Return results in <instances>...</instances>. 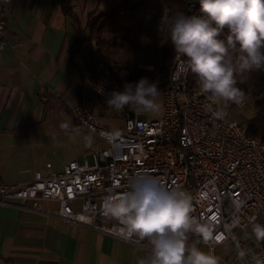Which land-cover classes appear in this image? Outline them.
<instances>
[{"label": "built area", "instance_id": "obj_1", "mask_svg": "<svg viewBox=\"0 0 264 264\" xmlns=\"http://www.w3.org/2000/svg\"><path fill=\"white\" fill-rule=\"evenodd\" d=\"M10 0H0V5ZM201 6H190L191 16L202 15ZM7 19L0 12V52L9 44ZM186 61L177 56L163 90L164 117L151 121L126 107L125 128L115 136L101 129L93 115L81 107L72 109L75 121L109 143V148L93 154L94 164L87 157L83 163L72 161L63 171L51 164L47 172H37L34 181L26 185L0 184V207L15 206L31 213L55 217L66 223L89 227L115 239L139 247L135 240H124L114 222L99 214V205L107 189L119 185L125 178L147 169L167 186H179L194 197L195 214L204 220H217V239L204 242L215 252L218 245L232 244L251 247L264 255V242L256 245L233 239V233L248 232L251 216L264 224V142L251 138L247 125L233 116L234 111L251 105V99L241 105L229 104L228 115L221 119L219 110L202 96L192 83ZM122 82L113 68L100 62L95 66L91 91L107 100L112 91H123ZM47 99L43 96L41 101ZM241 198L246 206L239 223L233 224L232 200ZM91 217V221L81 217ZM235 261H240L236 257ZM243 262V261H242ZM244 263V262H243Z\"/></svg>", "mask_w": 264, "mask_h": 264}, {"label": "crops", "instance_id": "obj_2", "mask_svg": "<svg viewBox=\"0 0 264 264\" xmlns=\"http://www.w3.org/2000/svg\"><path fill=\"white\" fill-rule=\"evenodd\" d=\"M104 3L109 0H73L74 12L82 18ZM0 12L14 48L0 52V184L26 185L51 164L42 171L33 153L38 131L53 126L64 132L60 124L66 121L77 128L76 107L93 115L88 101L95 67L84 55L70 54L78 34L57 0H10ZM250 230L233 237L256 245L246 237ZM215 253L221 264H244L235 261L232 244L216 246ZM139 255L134 245L89 227L0 207V264H136Z\"/></svg>", "mask_w": 264, "mask_h": 264}, {"label": "clouds", "instance_id": "obj_3", "mask_svg": "<svg viewBox=\"0 0 264 264\" xmlns=\"http://www.w3.org/2000/svg\"><path fill=\"white\" fill-rule=\"evenodd\" d=\"M200 16H188L183 11L165 14L159 32L173 46L176 55L196 76V88L211 104L218 107L215 115L221 119L229 104L241 105L246 92L239 80L253 72L264 71V0H198ZM226 30V31H225ZM159 81L142 77L136 83H126L123 91H112L106 103L109 109L123 111L126 107L143 114H159ZM60 128L66 134L78 133L70 121ZM114 130L110 136L117 135ZM88 146L91 134L84 136ZM119 185L107 189L99 205V214L114 222L124 240H135L141 253L136 264H221V258L202 244L217 239V220H204L195 214L193 195L179 187L167 186L147 169L125 178ZM246 206L241 198L232 200L233 224L236 215ZM91 217L81 220L91 221ZM248 239L264 242V224L255 215L248 221ZM235 239V237H233ZM237 258L244 264H264V255L251 247L236 246Z\"/></svg>", "mask_w": 264, "mask_h": 264}, {"label": "trees", "instance_id": "obj_4", "mask_svg": "<svg viewBox=\"0 0 264 264\" xmlns=\"http://www.w3.org/2000/svg\"><path fill=\"white\" fill-rule=\"evenodd\" d=\"M57 2L65 16L73 20L78 34L70 51L72 57L84 55L86 62L92 67L105 62L124 83H136L140 76L130 74L124 78L123 74L129 69L121 68L115 59L125 46L138 47L140 38L156 37L161 57L158 74L161 82L167 79L178 55L167 38L162 37L159 32L161 18L165 14L172 15L179 11L191 16V4H199L198 0H109V5L103 11L95 10L88 14L83 28L81 19L74 12L73 0ZM190 79L196 84L194 74L191 73ZM164 83L159 85L161 91L167 86V82ZM238 86L253 101L256 111L255 116L245 122L248 135L264 142V71L253 72L240 79Z\"/></svg>", "mask_w": 264, "mask_h": 264}, {"label": "rangeland", "instance_id": "obj_5", "mask_svg": "<svg viewBox=\"0 0 264 264\" xmlns=\"http://www.w3.org/2000/svg\"><path fill=\"white\" fill-rule=\"evenodd\" d=\"M102 6L101 11H103L108 5L107 3H104ZM87 16L88 15L86 14L84 17L80 18L83 28L86 25ZM155 40L156 37L153 39L140 38L138 47L125 46V48L120 51L115 61L121 68L129 69L123 74L124 78L131 74L135 77L139 75V78L148 77L152 81L158 80L159 85L163 82H167L173 64L170 68L167 79L161 82L162 80L158 74L161 57L159 55L158 43ZM137 70H139V72H137ZM139 80L140 79H138V81ZM163 90L164 89L161 91L162 93ZM160 101L163 104V108L158 115L143 114L133 111L131 108H129V111L135 112L137 115H146L151 121H159L163 119L165 111L162 94ZM88 106V110L93 114L97 125L101 129L108 131L116 130L117 132L124 131V114L120 111L109 109L105 100L90 93ZM255 112L253 101L251 100V105L243 110L234 111L233 116L242 123H245L255 116ZM77 128L79 129V132L71 135L61 132L53 126H48L43 133L42 131H38V135L40 136H37L34 139L39 142L33 153L34 155L40 156L38 162H40V168L42 171H46L47 163H51L55 170L63 171L65 166L72 161L83 163L85 157H87L90 164L93 165L94 152L98 149L109 148V143L101 139L96 133L82 125H77ZM89 134L93 137V143L91 146H88L84 140V136Z\"/></svg>", "mask_w": 264, "mask_h": 264}]
</instances>
